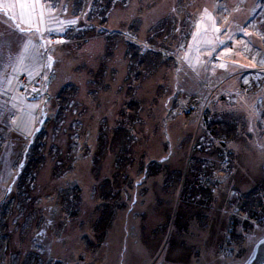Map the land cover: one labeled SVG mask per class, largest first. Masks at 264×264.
<instances>
[{"label": "rangeland", "instance_id": "obj_1", "mask_svg": "<svg viewBox=\"0 0 264 264\" xmlns=\"http://www.w3.org/2000/svg\"><path fill=\"white\" fill-rule=\"evenodd\" d=\"M30 6L0 0V264H248L264 242V0Z\"/></svg>", "mask_w": 264, "mask_h": 264}, {"label": "trees", "instance_id": "obj_2", "mask_svg": "<svg viewBox=\"0 0 264 264\" xmlns=\"http://www.w3.org/2000/svg\"><path fill=\"white\" fill-rule=\"evenodd\" d=\"M32 1V5L33 6H30V8H34V6L35 7H37V8H39L42 12H52L51 11V7L53 6L54 8H55V6H56V2L58 1V0H31ZM38 3V4H37ZM39 5V6H38ZM51 6V7H50ZM52 7V8H53ZM39 11V10H38ZM40 21V20H39ZM34 21H32V22H27L28 24H31V23H33ZM146 53V52H145ZM147 55H149V53H146V55H144V56H147ZM149 56H151V55H149ZM261 79V78H260ZM5 84H6V82L4 83V86H5ZM3 86V87H4ZM2 87V88H3ZM30 98V97H29ZM205 119H208V116L206 115V117H205ZM204 124H206V126L208 127V129L210 130V131H212L214 128H218L220 131H222V132H228V126L230 127L231 125L230 124H225L224 126H222V124L223 123H220L219 121H216V120H214V119H209L208 121H205L204 120ZM40 132V131H39ZM39 132H35L33 135H32V139H31V141H30V144L27 146V148L25 149V151H24V155H23V157H25V158H27V156H30V155H32V154H34V153H38L37 151H38V148L39 147H41V142H40V140H39V138H40V134H39ZM39 140V141H38ZM220 148H224V141L223 142H221L220 141ZM32 160H35V157L33 156V158H32ZM31 160V161H32ZM25 165V164H24ZM33 175H35V171H33V173L30 175V178H29V185L30 186H32V184H33V180H32V178H33ZM19 182V181H18ZM28 182H27V184H28ZM69 190V189H68ZM20 191H22V189L20 190ZM73 194H66L64 191H62L61 193H60V200H61V203L63 204V206H64V204H66V206H67V208L65 209V206H64V210L66 211V214H67V217H69V218H76L77 217V212H78V204H79V202H80V199H79V197L77 196V191H76V189L75 190H70ZM69 192V191H68ZM21 194V193H20ZM64 194H66V196L64 195ZM63 200L65 201V202H63ZM7 207V206H6ZM6 207H4V209H5V211H6ZM111 213V212H110ZM112 214V213H111ZM3 216V215H2ZM111 219H112V216L111 217H109V220L106 222V224H105V226H104V228H102L101 230H99V231H96V230H94L95 232H97V240H96V242H97V244L98 245H101L104 241H105V238H106V232H107V230L109 229V224H110V221H111ZM6 237V236H5ZM91 246V245H90ZM37 259H38V257H37ZM38 261H39V259H38Z\"/></svg>", "mask_w": 264, "mask_h": 264}, {"label": "water", "instance_id": "obj_3", "mask_svg": "<svg viewBox=\"0 0 264 264\" xmlns=\"http://www.w3.org/2000/svg\"><path fill=\"white\" fill-rule=\"evenodd\" d=\"M248 264H264V242L257 244L254 256Z\"/></svg>", "mask_w": 264, "mask_h": 264}, {"label": "snow or ice", "instance_id": "obj_4", "mask_svg": "<svg viewBox=\"0 0 264 264\" xmlns=\"http://www.w3.org/2000/svg\"><path fill=\"white\" fill-rule=\"evenodd\" d=\"M20 7L21 9H24L25 7H27V5H25L24 3H21Z\"/></svg>", "mask_w": 264, "mask_h": 264}, {"label": "built area", "instance_id": "obj_5", "mask_svg": "<svg viewBox=\"0 0 264 264\" xmlns=\"http://www.w3.org/2000/svg\"><path fill=\"white\" fill-rule=\"evenodd\" d=\"M226 157V156H225ZM222 164H224V165H226L227 163H226V158H224V160H223V162H222ZM203 166V165H202ZM205 166V165H204ZM214 173V172H213Z\"/></svg>", "mask_w": 264, "mask_h": 264}, {"label": "crops", "instance_id": "obj_6", "mask_svg": "<svg viewBox=\"0 0 264 264\" xmlns=\"http://www.w3.org/2000/svg\"><path fill=\"white\" fill-rule=\"evenodd\" d=\"M109 244V243H108ZM108 248H109V245H108ZM109 250V249H108ZM108 250H107V253H108Z\"/></svg>", "mask_w": 264, "mask_h": 264}]
</instances>
